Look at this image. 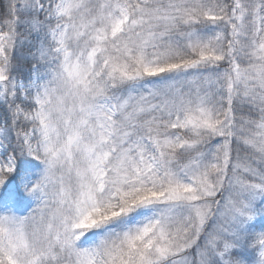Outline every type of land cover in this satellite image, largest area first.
Instances as JSON below:
<instances>
[{
    "label": "snow or ice",
    "instance_id": "6c2138e0",
    "mask_svg": "<svg viewBox=\"0 0 264 264\" xmlns=\"http://www.w3.org/2000/svg\"><path fill=\"white\" fill-rule=\"evenodd\" d=\"M0 264H264V0H0Z\"/></svg>",
    "mask_w": 264,
    "mask_h": 264
}]
</instances>
